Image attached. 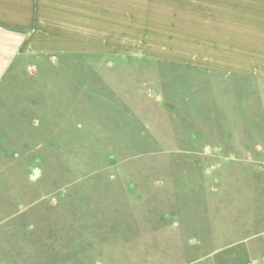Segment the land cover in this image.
<instances>
[{"label": "rangeland", "instance_id": "1", "mask_svg": "<svg viewBox=\"0 0 264 264\" xmlns=\"http://www.w3.org/2000/svg\"><path fill=\"white\" fill-rule=\"evenodd\" d=\"M157 26L50 56L0 28V264H264V80Z\"/></svg>", "mask_w": 264, "mask_h": 264}, {"label": "crops", "instance_id": "2", "mask_svg": "<svg viewBox=\"0 0 264 264\" xmlns=\"http://www.w3.org/2000/svg\"><path fill=\"white\" fill-rule=\"evenodd\" d=\"M150 25H177L178 36L175 29L151 33L154 43L169 41L173 49L164 54L197 46L203 50L187 54L197 59L217 48L223 55L214 62L225 70L264 80V0H0V28L19 35L25 53H95L129 30L141 37Z\"/></svg>", "mask_w": 264, "mask_h": 264}]
</instances>
